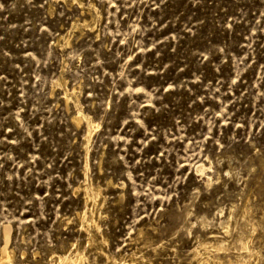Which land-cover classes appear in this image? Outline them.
<instances>
[{
	"label": "rangeland",
	"instance_id": "rangeland-1",
	"mask_svg": "<svg viewBox=\"0 0 264 264\" xmlns=\"http://www.w3.org/2000/svg\"><path fill=\"white\" fill-rule=\"evenodd\" d=\"M4 248L264 264V0H0Z\"/></svg>",
	"mask_w": 264,
	"mask_h": 264
},
{
	"label": "bare ground",
	"instance_id": "bare-ground-1",
	"mask_svg": "<svg viewBox=\"0 0 264 264\" xmlns=\"http://www.w3.org/2000/svg\"><path fill=\"white\" fill-rule=\"evenodd\" d=\"M75 120H78V118H75ZM11 258H12V254L6 248L1 250L0 264H5V262H10ZM81 258H82L81 255L78 254L75 255L72 254L71 256L69 255L58 256L57 261L54 264H82L83 260H81Z\"/></svg>",
	"mask_w": 264,
	"mask_h": 264
}]
</instances>
